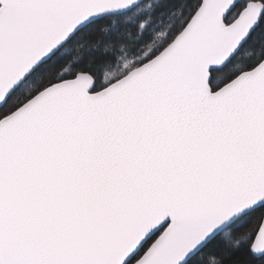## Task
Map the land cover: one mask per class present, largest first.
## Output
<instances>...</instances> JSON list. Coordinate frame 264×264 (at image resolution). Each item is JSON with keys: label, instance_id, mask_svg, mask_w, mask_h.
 <instances>
[{"label": "snow or ice", "instance_id": "snow-or-ice-1", "mask_svg": "<svg viewBox=\"0 0 264 264\" xmlns=\"http://www.w3.org/2000/svg\"><path fill=\"white\" fill-rule=\"evenodd\" d=\"M0 264H264V0H0Z\"/></svg>", "mask_w": 264, "mask_h": 264}]
</instances>
